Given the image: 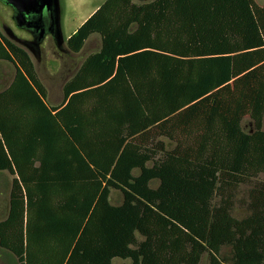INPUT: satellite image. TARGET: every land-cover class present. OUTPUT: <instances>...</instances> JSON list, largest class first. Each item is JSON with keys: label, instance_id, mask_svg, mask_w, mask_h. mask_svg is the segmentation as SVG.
<instances>
[{"label": "trees", "instance_id": "1", "mask_svg": "<svg viewBox=\"0 0 264 264\" xmlns=\"http://www.w3.org/2000/svg\"><path fill=\"white\" fill-rule=\"evenodd\" d=\"M92 34L57 141L26 167L8 111L22 89L46 107L47 90L0 31L16 70L0 92V171L18 175L0 246L18 264H264V0H105L65 45L78 53Z\"/></svg>", "mask_w": 264, "mask_h": 264}, {"label": "crops", "instance_id": "2", "mask_svg": "<svg viewBox=\"0 0 264 264\" xmlns=\"http://www.w3.org/2000/svg\"><path fill=\"white\" fill-rule=\"evenodd\" d=\"M105 1V0H104ZM103 1V2H104ZM102 4V3H101ZM100 4V5H101ZM95 7L80 23V25L100 6ZM79 25V26H80ZM77 29V28H76ZM75 29V30H76ZM75 30L72 32L74 33ZM28 33V32H27ZM71 33V34H72ZM29 34V33H28ZM69 34L65 38L66 40L71 36ZM30 35V34H29ZM94 35H91L83 49L78 53H73L69 51L64 43L62 48L54 51L51 47V39L53 36L48 34L45 38L43 48L45 51L44 57L36 54L34 56L30 51V55L33 60H54L53 64H49L47 62V76L43 77L38 70V67L35 63L37 72L43 84L47 90L46 96V107L39 104L34 96H31V100L28 96L24 95V89H22V96H18L15 105L14 112L8 111L6 125V137L10 142L11 148L14 152V155L23 162L24 166L30 165L33 158H40L47 156L50 148H53L55 143L53 141H57L55 132H61V126L54 120V115L58 110L63 108L68 100L64 94L65 84L73 78L76 73L83 67L88 60H85L89 54H93L99 51L101 42L95 43V46H89L90 49L93 50L89 53H85L82 55V51L86 49L88 42ZM30 38V37H25ZM54 41V39H53ZM55 43V41H54ZM81 55V56H80ZM36 57V58H34ZM40 57H43L40 58ZM79 57V58H78ZM78 60H74L77 59ZM90 73L98 74L99 71L95 69V66L88 67ZM16 70L15 67L8 61L0 60V92L6 90L12 83ZM53 108V109H52ZM56 108V109H55ZM0 139L3 141V134H0ZM51 142V146L50 143ZM40 164L39 161H36L33 166H38ZM2 175H8L9 180L12 182L15 177L18 175L11 174L8 170L0 171ZM11 193V189H10ZM10 198V196H9Z\"/></svg>", "mask_w": 264, "mask_h": 264}, {"label": "rangeland", "instance_id": "3", "mask_svg": "<svg viewBox=\"0 0 264 264\" xmlns=\"http://www.w3.org/2000/svg\"><path fill=\"white\" fill-rule=\"evenodd\" d=\"M104 0H59L60 4V24L63 32L64 38H66L69 34H71L76 28L79 27L80 23L84 20V18L98 5L103 3ZM137 2H143L147 0H135ZM259 4L263 3V0H256ZM12 9L9 5L5 4L3 1L0 0V31L6 35L7 37L11 38L8 33L6 32L4 25L10 27L13 32L20 37H31L25 30L17 27L12 19ZM94 35L91 40L88 42L86 49L82 51V55L85 53H89L93 50L90 49L89 46H95V43L101 42V37L98 34ZM12 39V38H11ZM14 40V39H12ZM15 41V40H14ZM16 42V41H15ZM18 43V42H17ZM20 44V43H18ZM51 47L52 50L58 51L59 48L54 43L53 39H51ZM22 45V44H20ZM25 47L24 45H22ZM45 47V45H44ZM26 48V47H25ZM45 51L43 49L42 56L44 57ZM90 55V54H89ZM81 56V55H80ZM43 57H40L43 59ZM36 58V57H34ZM79 58V57H78ZM74 59V60H78ZM49 64H53L54 60H33L36 63L39 73L46 77L47 74V62ZM34 63V64H35ZM47 74V75H46ZM46 75V76H45ZM242 127L245 131L252 132L254 129V124L252 119L249 116H245L242 120ZM167 143L168 149L173 148L174 143L168 139H165ZM151 165V163H149ZM139 170H135V174H138ZM261 179H264V175H261ZM158 180H154L151 183V186L156 187L158 185ZM248 187H242V192L240 196L244 195V190ZM10 189H11V182L9 180L8 175L0 174V220H3L7 217L9 211V201H10ZM123 201V194L120 190L111 189L110 194V202L114 205H119ZM246 214V211L242 208H237L235 215L237 217H243ZM123 260L120 258H115L114 263L120 264ZM0 264H18V260L13 253L9 250L0 246ZM199 264H208V255H203Z\"/></svg>", "mask_w": 264, "mask_h": 264}, {"label": "water", "instance_id": "4", "mask_svg": "<svg viewBox=\"0 0 264 264\" xmlns=\"http://www.w3.org/2000/svg\"><path fill=\"white\" fill-rule=\"evenodd\" d=\"M6 4L15 9V19L19 27L25 28L32 33L36 30L39 35L36 44H40L47 34H51L56 45L62 48L65 43L61 24H60V4L59 0H3ZM50 11L51 23L49 27L43 24L45 11ZM8 35L24 45L34 56L36 53L33 48L25 43L24 39L19 38L11 28Z\"/></svg>", "mask_w": 264, "mask_h": 264}, {"label": "flooded vegetation", "instance_id": "5", "mask_svg": "<svg viewBox=\"0 0 264 264\" xmlns=\"http://www.w3.org/2000/svg\"><path fill=\"white\" fill-rule=\"evenodd\" d=\"M8 5V4H7ZM10 6V5H9ZM11 7V9H12V11H13V13H12V19H13V22H14V24L17 26V27H19L18 25H17V22H16V19H15V9L12 7V6H10ZM50 23H51V19H50V11H45V15H44V20H43V24H44V26L47 28V27H49V25H50ZM4 28H5V30H6V32H8V30H9V28L10 27H8L7 25H4ZM19 28H21V29H23V30H25L26 32H28L29 34H30V38H25V37H20V36H18L19 38H21V39H24L25 40V43H28L32 48H33V50H34V52L36 53V54H38V55H41V53L43 52V48H44V41H45V38L41 41V43L40 44H36V41H37V37H38V35H39V31H34L33 33L31 32V31H29V30H27V29H25V28H22V27H19ZM48 35V34H47ZM46 35V36H47Z\"/></svg>", "mask_w": 264, "mask_h": 264}]
</instances>
